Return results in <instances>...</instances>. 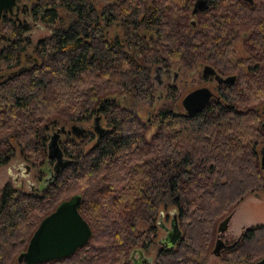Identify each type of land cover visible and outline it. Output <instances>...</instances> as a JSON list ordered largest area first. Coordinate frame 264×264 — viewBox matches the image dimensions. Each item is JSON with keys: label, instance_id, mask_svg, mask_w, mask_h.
<instances>
[{"label": "trees", "instance_id": "16d2710c", "mask_svg": "<svg viewBox=\"0 0 264 264\" xmlns=\"http://www.w3.org/2000/svg\"><path fill=\"white\" fill-rule=\"evenodd\" d=\"M23 1V18L0 19V168L17 158L40 169L36 176L45 166L48 179L35 191L0 190V264H16L39 221L72 195L90 238L42 264H131L133 249L152 245L153 264H198L217 223L264 187V0H208L193 28L195 0ZM34 25L51 29L31 43ZM239 38L244 55L233 58ZM175 63H204L234 80L194 114L162 108L147 138L135 106L153 104L155 67ZM166 99L177 106L171 89ZM96 117L99 136L88 127L69 134ZM60 127L68 163L52 174L46 143ZM160 214L162 222L175 217L173 247L155 241ZM221 256L229 264L264 259V225L247 228Z\"/></svg>", "mask_w": 264, "mask_h": 264}, {"label": "water", "instance_id": "95a60500", "mask_svg": "<svg viewBox=\"0 0 264 264\" xmlns=\"http://www.w3.org/2000/svg\"><path fill=\"white\" fill-rule=\"evenodd\" d=\"M114 1L119 2L122 0ZM241 1L247 4L252 3V0ZM13 7L17 9L15 0H0V19L3 12L11 14V9ZM205 8L206 5L204 0H196L192 5L191 14L195 15ZM201 72L204 76H210L216 85L231 84L234 80V76H226L224 78L218 76L209 66H204ZM212 97L213 94L209 89L204 87L197 88L186 93L181 98L179 105L186 115H191L202 109ZM262 112H264V107L262 108ZM98 121V117L94 118L92 121V130L96 135L102 132ZM260 127L264 129V122L260 124ZM84 131L85 130L79 125H70L68 127L69 134L74 138H79ZM63 133H65L64 128L60 127L58 131H52V133L48 135L46 158L53 162L51 166L52 174L62 170L68 163V161L63 158L58 144L59 137ZM259 167L261 170L264 169V151L260 154ZM24 168L28 167L25 166ZM79 203L80 197L78 195H72L67 200L57 204L52 212L43 217L28 239L25 249L16 256V264H42L60 261L70 257L77 249L83 247L89 240L91 232L88 225L77 211ZM230 217L231 213L221 219L216 225L215 239L211 249V255L213 256L218 257L220 252L228 247L223 244L219 237L226 229ZM160 221L161 214L158 216L156 225L159 228H164ZM164 230L167 233L166 243H163L162 239L159 243L164 248L173 247L181 234L174 215H172L168 222V227L164 228ZM134 251L141 257V251L139 249L132 250L130 255L133 254ZM263 263L264 259H261L254 264Z\"/></svg>", "mask_w": 264, "mask_h": 264}, {"label": "rangeland", "instance_id": "374dc122", "mask_svg": "<svg viewBox=\"0 0 264 264\" xmlns=\"http://www.w3.org/2000/svg\"><path fill=\"white\" fill-rule=\"evenodd\" d=\"M25 4L23 0H19V5ZM19 17L23 18V15H19ZM50 27H44L42 25H34L31 29V32L29 33V39L31 43H35L38 40H40L42 37L49 34ZM112 27L108 31L107 35L109 36L112 33ZM242 39H238L234 44V53L233 58H241L242 55H244L243 49H242ZM177 64L171 65L169 68H161L160 72L156 71L155 73H152V82L154 84V95L155 100L151 106H144L142 104L137 105L136 110L138 113V116L146 123L150 125L147 126L146 131H148L146 137L148 138L149 134L153 132L154 126L156 124L155 117L157 113L162 109L166 107H170L172 109H180L179 101L183 95H185L187 92L191 91L194 87L200 88V87H208L212 93H214V90L216 88V84L213 80L204 81L200 79L199 74L200 70L197 67L195 70H197L198 74L196 76H188L186 73L187 71H181L176 75L175 80L172 82V74L170 73L171 70L175 69ZM226 76V75H223ZM168 86H173L175 89V98L177 99V106H172L169 101L166 99V88ZM178 110V109H177ZM182 111V110H181ZM89 126H92V120L83 123L81 125L82 128H87ZM264 145V144H263ZM20 162L19 159L15 158L11 160L7 165L0 168V190L2 187L9 183L11 184V178L14 175V168L18 166V163ZM32 172L29 173V175L26 174L24 171L22 173L23 177H17L18 185H14L16 188H19L21 191H28L27 185L23 182L24 180H28L29 183H33V187L40 188L43 186V183L40 182V178L47 179L48 176L47 173H45V166H41V176H36L37 170L40 169L35 168L31 169ZM40 175V174H39ZM39 177V178H38ZM43 181V180H42ZM260 194V195H259ZM235 213H232L233 217H243L242 219H245V225H253L259 223L264 225V187L261 189L256 190L255 192L249 193L243 201H241L237 206L234 207ZM235 220V219H234ZM232 223H234L232 221ZM167 224V223H166ZM168 226V224H167ZM160 232L155 231V239L159 237ZM215 239V237H214ZM214 240L211 244V249L213 246ZM211 249L209 251V254L206 255L204 258V264H229L222 261V256L215 257L211 255ZM145 250V249H144ZM156 251V246L152 245L150 247L146 248V255L152 256L154 255Z\"/></svg>", "mask_w": 264, "mask_h": 264}, {"label": "flooded vegetation", "instance_id": "af4514ba", "mask_svg": "<svg viewBox=\"0 0 264 264\" xmlns=\"http://www.w3.org/2000/svg\"><path fill=\"white\" fill-rule=\"evenodd\" d=\"M196 1V0H195ZM194 1V2H195ZM205 1V5H206V8L208 7V0H204ZM113 2L114 3H118V2H115L114 0H113ZM120 2V1H119ZM193 2V3H194ZM243 2V1H242ZM193 3H192V5H193ZM245 3V2H244ZM19 0H15V6L17 7V9L15 8V7H13L12 9H11V14H9L8 12H3L2 13V16L3 15H5V14H9V15H11V16H13V17H16V16H18L19 14H21V11H20V8H19ZM205 8V9H206ZM191 9H192V6H191V8H190V10H189V18L187 19V24L191 27V28H193L194 27V25H195V23H196V19L198 18V15L200 14V13H202V12H204L205 11V9L203 10V11H201V12H199V13H197V14H195V15H192L191 14ZM1 16V17H2ZM175 65V64H174ZM169 66V65H168ZM204 66H208V65H206V64H199V65H197V67L199 68V70H200V74H199V77H200V79H202V80H204V81H209V80H213L210 76H204L203 74H202V68L204 67ZM170 67V66H169ZM168 67V68H169ZM210 67V66H209ZM195 68L196 67H189L186 71H187V75L188 76H192V75H194V76H196L197 74H198V72H197V70H195ZM160 70H161V66H157V67H155V69H154V72L153 73H155L156 71H158V72H160ZM179 70H181V71H184V69L178 64L177 66H176V68L175 69H173V70H171L170 71V73L172 74V78H171V81L173 82L174 80H175V78H176V75H178V73L180 72ZM214 70V69H213ZM181 73V72H180ZM216 73V72H215ZM217 74V73H216ZM219 76V75H218ZM220 77H223L224 78V76H220ZM214 81V80H213ZM216 84V83H215ZM204 87V86H203ZM200 88H202V87H200ZM204 88H207V89H209L208 87H204ZM172 90L173 92H174V95H175V89L173 88V86H168L167 88H166V93H168V91L169 90ZM195 89V87L192 89V90H194ZM197 89V88H196ZM191 90V91H192ZM210 90V89H209ZM211 91V90H210ZM190 92V91H189ZM212 92V91H211ZM188 93V92H187ZM213 95H214V93H212ZM184 96V95H183ZM182 96V97H183ZM181 97V98H182ZM181 100V99H180ZM180 102V101H179ZM138 105V104H137ZM137 105L135 106V109H136V107H137ZM180 106V105H179ZM180 109H181V107H180ZM182 110V109H181ZM199 111V110H198ZM197 111V112H198ZM136 112H137V110H136ZM182 112H184L183 110H182ZM196 113V112H195ZM264 113V112H263ZM138 114V113H137ZM194 114V113H193ZM263 122H264V119H263ZM98 123H99V126H100V128L102 129V124L100 123V119H99V121H98ZM262 123V122H261ZM81 127V126H80ZM82 128V127H81ZM88 128H92V126H89ZM262 128V127H261ZM67 129H68V127H67ZM84 129V128H83ZM263 129V128H262ZM85 130V129H84ZM264 130V129H263ZM55 131H58V129H54L53 130V132H55ZM65 131V130H64ZM93 131V130H92ZM51 133H52V131H51ZM50 133V134H51ZM94 133V132H93ZM63 134H65V133H63ZM95 134V133H94ZM83 135V134H82ZM96 135V134H95ZM100 135V134H99ZM99 135H97V136H99ZM262 151H264V148H259L258 149V153H259V159H260V154H261V152ZM25 166H27L28 168H24ZM26 172V174L27 175H29V173L30 172H32V170H31V168L27 165V164H25V163H22V161H20L19 163H18V166L17 167H15L14 168V175L12 176V178H11V184L12 185H18L19 183H18V179H17V177H23V175H22V173L23 172ZM48 179V178H47ZM45 181V180H44ZM43 181V182H44ZM26 185H27V187H28V189L29 190H38V189H40V188H35V187H33V183H29L28 182V180H24L23 181ZM34 188V189H33ZM232 213H235V211L234 210H232L231 211V217H230V219H229V222H228V224H227V227H226V229L224 230V232L222 233V234H220V240L223 242V244L225 245V246H230L231 244H233V242H235V241H237L239 238H241V236L243 235V233L245 232V230L247 229V228H249V227H251V226H254V225H263V224H259V223H257L256 222V224H253V225H245V219H242L243 217H233V215H232ZM164 217V215H163V222L161 221V223H162V225H163V227L164 228H167L168 226H167V224H168V220ZM235 219V220H234ZM232 221L234 222V223H232ZM167 223V224H166ZM164 228H159L160 229V235H159V237L157 238V240L155 239V241L157 242V243H159V241H161V239H162V241H163V243H166V238H167V233H166V231L164 230ZM147 248V247H146ZM146 248H145V250L144 249H139L140 251H141V257H139V255L137 254V252H133V254H131L130 255V257H129V259H130V262H131V264H153V261H154V259H155V253H154V255H153V257L152 256H147L145 253H146ZM226 249V248H225ZM133 250H138L137 248L136 249H133ZM220 255H221V252H220ZM219 255V256H220ZM218 256V257H219ZM216 257V256H215ZM205 258H202L201 260H197V262H199L198 264H204V260ZM222 261L223 262H225L224 260H223V258H222Z\"/></svg>", "mask_w": 264, "mask_h": 264}, {"label": "bare ground", "instance_id": "6f19581e", "mask_svg": "<svg viewBox=\"0 0 264 264\" xmlns=\"http://www.w3.org/2000/svg\"><path fill=\"white\" fill-rule=\"evenodd\" d=\"M99 117V116H98ZM62 138V137H61ZM52 164V163H51ZM260 195V194H259ZM221 256V255H220Z\"/></svg>", "mask_w": 264, "mask_h": 264}]
</instances>
